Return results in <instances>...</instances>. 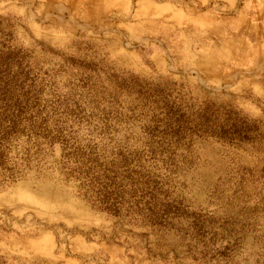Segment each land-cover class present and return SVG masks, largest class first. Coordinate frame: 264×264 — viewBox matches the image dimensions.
<instances>
[{
    "label": "rangeland",
    "instance_id": "obj_1",
    "mask_svg": "<svg viewBox=\"0 0 264 264\" xmlns=\"http://www.w3.org/2000/svg\"><path fill=\"white\" fill-rule=\"evenodd\" d=\"M238 1L0 0V264H264V0Z\"/></svg>",
    "mask_w": 264,
    "mask_h": 264
},
{
    "label": "crops",
    "instance_id": "obj_2",
    "mask_svg": "<svg viewBox=\"0 0 264 264\" xmlns=\"http://www.w3.org/2000/svg\"><path fill=\"white\" fill-rule=\"evenodd\" d=\"M84 2H91V3H106L105 7H108L109 9H117V8H128L129 5L133 3L134 0H80V3ZM170 1V0H169ZM175 1H180V0H175ZM212 0H192V4L196 7H207V5L211 2ZM228 3L229 7H237V3L239 2L238 0H225ZM143 3H148L152 4V8L156 7L160 11H163L166 8L172 9L171 4L169 2H165V0H137V4H140L139 9H145L149 8L148 6L144 5ZM87 4V5H88ZM143 5V6H142ZM83 6V5H81ZM181 15L180 12H176L175 16Z\"/></svg>",
    "mask_w": 264,
    "mask_h": 264
}]
</instances>
